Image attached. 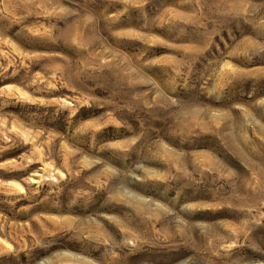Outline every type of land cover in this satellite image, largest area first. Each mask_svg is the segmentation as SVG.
Segmentation results:
<instances>
[{
  "label": "rangeland",
  "instance_id": "rangeland-1",
  "mask_svg": "<svg viewBox=\"0 0 264 264\" xmlns=\"http://www.w3.org/2000/svg\"><path fill=\"white\" fill-rule=\"evenodd\" d=\"M0 264H264V0H0Z\"/></svg>",
  "mask_w": 264,
  "mask_h": 264
}]
</instances>
